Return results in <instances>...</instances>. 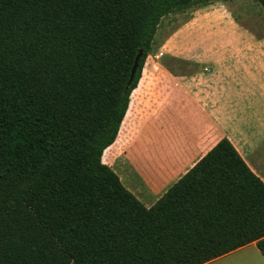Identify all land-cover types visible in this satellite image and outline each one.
Masks as SVG:
<instances>
[{"label": "trees", "instance_id": "obj_1", "mask_svg": "<svg viewBox=\"0 0 264 264\" xmlns=\"http://www.w3.org/2000/svg\"><path fill=\"white\" fill-rule=\"evenodd\" d=\"M209 1L0 0V264L264 257V182L227 137L149 207L101 160L161 19Z\"/></svg>", "mask_w": 264, "mask_h": 264}, {"label": "crops", "instance_id": "obj_2", "mask_svg": "<svg viewBox=\"0 0 264 264\" xmlns=\"http://www.w3.org/2000/svg\"><path fill=\"white\" fill-rule=\"evenodd\" d=\"M225 8L218 5V9ZM196 19L190 18L187 24L193 26ZM221 24L231 23L222 19ZM237 33L233 41L228 37L190 35L188 41L181 42L185 53L174 56L186 68L177 72V82L163 99L156 100V104L155 100L145 103L142 112V118H157V131L153 130L156 136L153 133V140L142 144L158 148L159 164L145 169L133 162L135 149L142 144L124 146L121 161L105 158V153H112L118 145V134L103 151L102 162L146 207L222 137L230 140L264 182V35L250 28L238 29ZM232 43L235 46L231 47ZM134 115L136 118V112ZM203 264H264V257L251 242Z\"/></svg>", "mask_w": 264, "mask_h": 264}, {"label": "rangeland", "instance_id": "obj_3", "mask_svg": "<svg viewBox=\"0 0 264 264\" xmlns=\"http://www.w3.org/2000/svg\"><path fill=\"white\" fill-rule=\"evenodd\" d=\"M220 4L226 7L225 10L218 9ZM194 17L197 18L196 22L190 27L187 23ZM222 19L230 20V26L222 25ZM243 28H250L257 35H264V7L256 0H211L163 17L154 36L151 51L145 59L141 77L132 90V92L136 90L135 95L121 126L118 145L105 158L121 161V149L124 146H136L145 141H152V137L156 136L153 130L157 131V118L152 119L150 118L152 115H146L145 117L149 118L146 122L147 118H142L143 107L149 101L153 103L155 100L156 104V100L163 99L164 94L169 92L177 82L175 80L178 76L177 72L186 68L174 56V54L185 53L181 45L182 41H188L190 35H197L198 38L228 37L230 41H233L231 38H237L239 35L237 30ZM169 39L172 43L167 46ZM231 45V47L235 46L233 43ZM139 146L133 154V162H137L145 169L159 164L157 147L151 149L145 147V144ZM114 165L118 170V166Z\"/></svg>", "mask_w": 264, "mask_h": 264}, {"label": "water", "instance_id": "obj_4", "mask_svg": "<svg viewBox=\"0 0 264 264\" xmlns=\"http://www.w3.org/2000/svg\"><path fill=\"white\" fill-rule=\"evenodd\" d=\"M140 58H141V52H139L138 55L135 58V61L133 63V66L131 68V72H130V75H129V78H128V81H127V87L130 86V84H131V82H132V80L134 78L136 70H137V68L139 66Z\"/></svg>", "mask_w": 264, "mask_h": 264}]
</instances>
